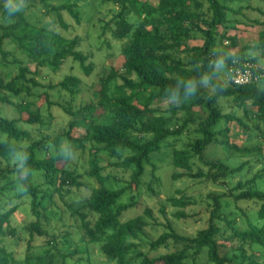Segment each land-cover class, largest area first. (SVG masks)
Here are the masks:
<instances>
[{"label":"trees","instance_id":"16d2710c","mask_svg":"<svg viewBox=\"0 0 264 264\" xmlns=\"http://www.w3.org/2000/svg\"><path fill=\"white\" fill-rule=\"evenodd\" d=\"M54 1L61 4L52 5ZM72 1L12 0L19 8L0 7V22H3L0 25L1 62L8 65L14 57L15 53L7 50V46L13 45L27 59L37 62L38 67L50 64L57 72L71 60L90 77L94 62L80 50V38L70 40L60 50L54 49L59 41L65 40L62 30L70 32L65 15L77 24L81 22L78 5ZM102 1L119 9L104 27V32L109 31L120 43L122 68H112L95 86L102 101L98 113L102 116L108 106L112 116L110 123H92L83 138L75 139L72 133L79 125L73 120L65 134L37 139L33 131L47 125L42 106H54L50 95L45 93L37 99L33 96L30 86L38 88L39 85L34 79H27L25 68H21L20 75L7 85L0 81V106L13 105L11 97L23 101L19 106V119L10 120L0 112V264H18L15 254L5 246L7 238L19 237L13 227L17 213L30 210V215L36 219L27 227L31 241L35 237L49 238V231L43 224L49 208L56 206L55 196L64 199L74 188L85 186L82 176L69 168L68 155L77 149L86 151L88 146V175L99 186L91 190L78 209L69 208L74 212L73 217L80 221L83 239L88 244L99 245L109 261L116 264H198L205 260L206 264H245L248 259V264H261L255 260L256 256H246L247 249L264 250V191L254 182L239 183L227 196H212L214 206L209 210L207 225L196 236L181 235L170 223L167 231L147 244L141 239L148 237V232L154 228L150 220L157 223L152 209L143 207L135 198L128 203H123V199L131 191L145 188L150 194L156 193L154 185H159V172L163 167L157 165L155 158L161 155L169 158L166 167L174 171V181L205 178L214 183L224 181L228 186V182L244 170V166L233 169L222 160H208V153L215 147L240 155L252 153V149L239 148L230 142L231 124L244 123L234 112L227 113L223 103L243 110L246 117L256 109V116L264 124V72L255 71L251 83L243 86L236 85L231 74V69L243 68L246 63L258 64V59L250 52H262L264 57V32L259 35L258 48L245 46L235 55L230 51L239 48L238 37L229 35L234 25L241 23L236 17L252 26L264 25L259 19L247 18L243 14L245 10L260 16H264V11L252 6L233 8L232 5L241 0H156V6L150 0ZM256 1L264 4V0ZM39 5L55 16L54 25L45 28L31 21L32 13L40 10ZM131 13L137 17V24L131 23ZM29 28L34 30L32 35H20ZM196 36L203 40V46L189 47L187 43ZM12 63L23 64L18 59ZM18 82L22 84L19 86ZM81 87V79L68 76L57 88L76 97ZM33 99L36 109L32 107ZM162 101L168 102L165 111L153 106ZM196 109L200 110V116L194 114ZM95 110L94 106H88L82 111L92 113ZM64 111L77 115L67 108ZM91 115L93 119L95 113ZM133 136H140L141 140H134ZM185 138L190 140L186 143ZM65 140L68 141L67 152L62 150ZM103 153L124 158L115 167L130 173L128 187L107 185L113 178L103 175ZM4 163L6 166L2 168ZM224 197L236 203L237 218L224 212ZM167 203L176 209L174 216L178 221L193 218L185 212L195 206L189 199L172 198ZM136 209H142L143 214L130 217ZM161 212L166 214V207H162ZM239 217L246 227L238 224ZM232 241L238 243L237 253L246 260L236 253H222L225 247L222 242ZM145 246L148 253L141 251ZM258 253L254 251V255ZM56 257L61 258L60 264L88 262L84 256L69 254L49 256L46 264L58 263L60 260ZM32 261L42 263L31 259L25 263Z\"/></svg>","mask_w":264,"mask_h":264},{"label":"rangeland","instance_id":"374dc122","mask_svg":"<svg viewBox=\"0 0 264 264\" xmlns=\"http://www.w3.org/2000/svg\"><path fill=\"white\" fill-rule=\"evenodd\" d=\"M77 3L81 22L77 24L68 15H65L67 23L70 25V32L62 30L65 40L59 41L55 50L62 49L65 45L69 44V41L78 37L81 39L80 50L91 56L92 62H94V72L88 77L79 64L68 60L60 71H54L50 64H46L44 67H38L37 62L32 59H27L13 45L7 46V50L14 52V57L10 58L8 65L1 62L0 57V81H4L5 85L12 82V80L20 75L21 68L28 70L27 79H34L39 85L36 88L31 85L33 89V96L37 99L39 96L48 93L50 100L54 104L53 107L49 108L48 104L42 106V113L45 118L46 126L36 128L37 131H33V134L37 139L42 136H50L56 138L58 135L65 134L68 131L70 122L76 120L79 127L73 130V137L75 139H81L85 136L88 126L92 123L108 124L112 120L110 109L106 106L104 114L99 115L101 106V100L96 92V85L99 83L100 78L107 76L111 73L112 68H122V57L120 53V43L114 40L109 31L104 32V27L109 23L116 13L119 11L117 6L110 3H104L102 0H74L72 3ZM150 3L154 6L158 4L156 0H150ZM52 5H60V1H54ZM19 8L17 4L13 3L12 0H0V7L2 8ZM233 8H248L252 6L259 8L264 11V4L256 0H241L237 4L232 5ZM36 9L32 13L31 21L41 24L45 28L55 24V16L50 14L47 9ZM243 14L251 20H260L264 23V16H260L254 11H244ZM137 17L134 13H131L130 21L133 24H137ZM238 18L241 23L235 24V29L229 32L230 36L238 37L239 48L232 49L231 55L237 54L240 48L245 46L259 47L261 32H264V25L252 26L249 22ZM242 18V17H241ZM3 22H0V25ZM56 28H60L58 25ZM25 32V33H24ZM23 33V34H22ZM34 30L29 28L20 35H32ZM189 47H200L203 46V40L200 37L187 43ZM228 45V43H225ZM54 50V51H55ZM252 56L258 59V64L246 63L245 65H251L256 71L264 72V57L262 52H250ZM14 59L21 60L22 65H14L12 62ZM244 65V66H245ZM123 73V72H122ZM68 76H76L81 79L82 87L80 93L76 97H71L69 93L57 88L64 79ZM261 76H263L261 74ZM136 81V78H133ZM263 82H261L262 84ZM19 86L22 82H18ZM121 84V82H120ZM54 88V89H51ZM12 104H6L0 106V112H2L10 120L19 119L20 111L19 106L23 102L22 99L11 97ZM32 107L36 109L35 99ZM224 108L227 113L234 112L241 120L244 125H239L234 122L231 124L230 142L239 148L252 149V153L240 155L234 152H228L221 147H215L208 153V160H222L228 164L231 168L237 169L244 166V170L236 175L231 181L228 182V186L224 185V181L214 183L212 180L203 179H184L181 181H174L172 174L174 171L168 165L169 158L167 155H161L155 158V162L158 166L163 167L160 170V182L159 185H154L155 194H150L145 189L139 191H131L127 196L124 197L123 203H128L135 198L137 202L143 203V207L151 208L157 223L150 220L154 224V228L148 232V237H143L141 240L145 244L155 241L159 236L167 231L168 225L171 223L175 230L184 236L194 237L196 234L203 230L209 218V210L213 209L214 202L211 199L212 196H227L231 194V190H234L239 183L254 182L262 191H264V124L256 116V109H252V113L249 117L245 116V112L236 107H232L231 104L225 102ZM88 106H94L97 111L95 117L92 119V113L88 111H82ZM154 107L160 108L165 111L168 108V102L162 101L153 105ZM64 108H67L72 113H77L76 116L70 115ZM196 116H200L201 112L199 109L195 110ZM179 118H182L181 116ZM248 129V131H247ZM134 140L140 141V136H133ZM186 143L190 138H185ZM78 146V145H77ZM180 146V145H179ZM68 141H64L62 150L67 152ZM69 168L82 176V182L85 186L81 189H73L69 195H64V199H61L59 195L55 196L56 206L49 208L46 213V219L44 221V227L49 231V238H38L35 237L31 241V236L27 232V227L31 221L36 219L31 216V211L20 212L13 218V227L16 228L18 239L7 238L5 246L15 254L18 264H26L27 259L40 260L42 263L29 262L28 264H46L49 256L69 255L74 254L77 256H84L88 258L87 264H116L109 261L101 252L99 245L88 244L83 239V232L80 229V221L73 217V211L70 210V206L73 208L79 207L90 195L93 188H97L99 183L90 178L89 173V159H90V147H87L86 151L77 149L76 152H71L69 155ZM102 168L105 169L103 175L105 177H112V181L108 182V186L113 188H125L131 182V175L129 172L121 171L116 164L121 163L123 159L113 157L109 154H102ZM5 163L2 168H5ZM149 169V167H148ZM207 172V168L204 170ZM1 172V167H0ZM185 197L195 204L194 207L185 210L186 214L190 217L188 221H178L174 214L176 209L168 205V199H180ZM222 200L224 212L231 216V218H237L238 208L236 203L230 197H224ZM162 207H166V214L161 212ZM243 207V205H241ZM143 214L142 209H136L130 217ZM238 224L241 227H246V223L242 218H238ZM47 241H51L48 244ZM224 246L222 253L238 254L242 256V260H246L250 257H255V260L261 264L264 263V250L263 249H247L245 258L241 253H237L236 248L239 247L236 241L222 242ZM259 252L254 255V251ZM143 253H148V248L145 246L141 249ZM76 253V254H75ZM58 257H56L57 260ZM60 261L55 264L61 263ZM69 260V259H68ZM86 262V261H84ZM249 260L245 264H248ZM198 264H206L205 260L199 261Z\"/></svg>","mask_w":264,"mask_h":264},{"label":"built area","instance_id":"2783aa9c","mask_svg":"<svg viewBox=\"0 0 264 264\" xmlns=\"http://www.w3.org/2000/svg\"><path fill=\"white\" fill-rule=\"evenodd\" d=\"M255 71L251 65H245L239 69H231L232 81L239 86L247 85L254 79Z\"/></svg>","mask_w":264,"mask_h":264}]
</instances>
